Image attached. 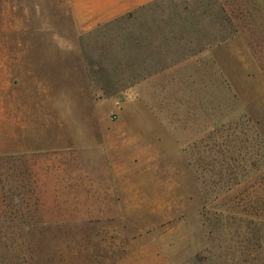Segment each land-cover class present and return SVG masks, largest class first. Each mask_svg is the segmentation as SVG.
<instances>
[{"label":"rangeland","instance_id":"374dc122","mask_svg":"<svg viewBox=\"0 0 264 264\" xmlns=\"http://www.w3.org/2000/svg\"><path fill=\"white\" fill-rule=\"evenodd\" d=\"M70 3L0 0V264H264V0L137 12L177 63L114 97Z\"/></svg>","mask_w":264,"mask_h":264},{"label":"crops","instance_id":"0c3cea01","mask_svg":"<svg viewBox=\"0 0 264 264\" xmlns=\"http://www.w3.org/2000/svg\"><path fill=\"white\" fill-rule=\"evenodd\" d=\"M74 30L80 38L100 41L98 53H94L95 45L85 46L78 43L72 53L79 56L85 72L84 87L88 88L94 81L104 85L113 78L116 71L134 72L137 68L145 75L130 78L124 85L115 84L111 95L118 91H137L142 83L168 71L167 63L168 32L167 17L153 15H137L139 11L157 0H69ZM81 40V39H80ZM81 45V46H80ZM103 57V62L95 64L93 56ZM108 57V58H106ZM95 60V61H94ZM110 61V62H109ZM151 73L150 75H146ZM38 78V77H37ZM74 79V76H71ZM74 87V85H73ZM83 87V88H84ZM101 87L98 94L102 93ZM80 88V87H79ZM80 91V90H79ZM115 92V93H114ZM117 92V93H118ZM114 93V94H113ZM87 96L85 92H77L73 96ZM99 97V95H97Z\"/></svg>","mask_w":264,"mask_h":264},{"label":"trees","instance_id":"16d2710c","mask_svg":"<svg viewBox=\"0 0 264 264\" xmlns=\"http://www.w3.org/2000/svg\"><path fill=\"white\" fill-rule=\"evenodd\" d=\"M145 9H146V8H145ZM172 15H173L172 18H177V19L182 18L180 14L173 13ZM169 18H171V17H169ZM169 20H172V19H169ZM150 74H151V73H147L146 75L148 76V75H150ZM259 185H263V186H264V181H261V182L259 183Z\"/></svg>","mask_w":264,"mask_h":264}]
</instances>
